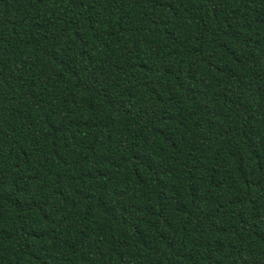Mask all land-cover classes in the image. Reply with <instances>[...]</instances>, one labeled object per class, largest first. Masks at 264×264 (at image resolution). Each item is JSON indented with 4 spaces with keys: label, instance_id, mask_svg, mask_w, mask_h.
<instances>
[{
    "label": "trees",
    "instance_id": "16d2710c",
    "mask_svg": "<svg viewBox=\"0 0 264 264\" xmlns=\"http://www.w3.org/2000/svg\"><path fill=\"white\" fill-rule=\"evenodd\" d=\"M0 264H264V0H0Z\"/></svg>",
    "mask_w": 264,
    "mask_h": 264
}]
</instances>
